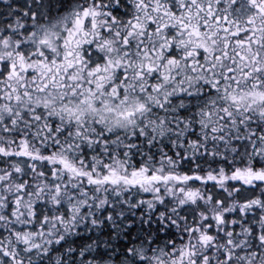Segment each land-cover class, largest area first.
I'll use <instances>...</instances> for the list:
<instances>
[{
    "label": "snow or ice",
    "instance_id": "obj_1",
    "mask_svg": "<svg viewBox=\"0 0 264 264\" xmlns=\"http://www.w3.org/2000/svg\"><path fill=\"white\" fill-rule=\"evenodd\" d=\"M0 264H264V0H0Z\"/></svg>",
    "mask_w": 264,
    "mask_h": 264
}]
</instances>
